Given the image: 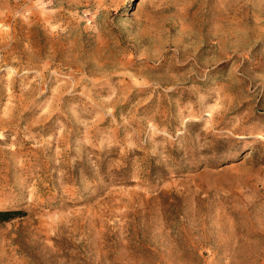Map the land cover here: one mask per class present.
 <instances>
[{"label":"rangeland","instance_id":"374dc122","mask_svg":"<svg viewBox=\"0 0 264 264\" xmlns=\"http://www.w3.org/2000/svg\"><path fill=\"white\" fill-rule=\"evenodd\" d=\"M0 264H264V0H0Z\"/></svg>","mask_w":264,"mask_h":264},{"label":"trees","instance_id":"16d2710c","mask_svg":"<svg viewBox=\"0 0 264 264\" xmlns=\"http://www.w3.org/2000/svg\"><path fill=\"white\" fill-rule=\"evenodd\" d=\"M17 213H20L19 211H13V210H0V223L8 221L15 217Z\"/></svg>","mask_w":264,"mask_h":264}]
</instances>
